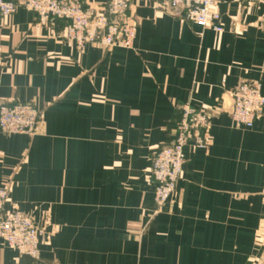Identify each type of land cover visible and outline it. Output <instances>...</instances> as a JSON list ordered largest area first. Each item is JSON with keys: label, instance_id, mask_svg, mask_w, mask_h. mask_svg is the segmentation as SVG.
<instances>
[{"label": "crops", "instance_id": "obj_1", "mask_svg": "<svg viewBox=\"0 0 264 264\" xmlns=\"http://www.w3.org/2000/svg\"><path fill=\"white\" fill-rule=\"evenodd\" d=\"M128 1L139 22L130 49L79 53L66 22L40 24L22 7L0 18V110L43 115L35 137L0 130L4 211L49 232L37 260L0 238V264H264V111L236 128L230 97L243 82L264 96V7L215 0L217 34L160 0ZM187 103L210 112L209 147L186 150L177 191L153 216V158Z\"/></svg>", "mask_w": 264, "mask_h": 264}, {"label": "built area", "instance_id": "obj_2", "mask_svg": "<svg viewBox=\"0 0 264 264\" xmlns=\"http://www.w3.org/2000/svg\"><path fill=\"white\" fill-rule=\"evenodd\" d=\"M169 14L217 34L223 33L222 17L215 0H160ZM255 8L264 7V0H247ZM37 15L40 24L64 21L67 27L63 39L79 53L88 46L105 49L134 46L139 22L128 15V0H109L103 10L86 9L80 0H25L22 4L0 0V18L14 15L19 8ZM231 118L236 128L251 130L264 111V96L260 82H243L230 92ZM210 112L187 103L181 108V118L171 145L155 153L151 170L157 215L174 197L186 162V150H206ZM43 124V115L32 104H18L0 110V130L5 135L35 137ZM11 184L0 186V238L4 244L35 260L40 258L41 245L49 232L30 216L15 210L5 213Z\"/></svg>", "mask_w": 264, "mask_h": 264}]
</instances>
